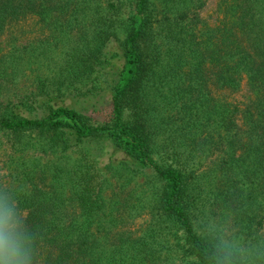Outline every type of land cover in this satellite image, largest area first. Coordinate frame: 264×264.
Wrapping results in <instances>:
<instances>
[{
    "label": "trees",
    "instance_id": "1",
    "mask_svg": "<svg viewBox=\"0 0 264 264\" xmlns=\"http://www.w3.org/2000/svg\"><path fill=\"white\" fill-rule=\"evenodd\" d=\"M206 4L0 0V29L33 10L66 17L63 27L81 35L58 80L13 107L0 102V127L37 132L43 152L63 159L33 173L51 177L50 188L32 180L0 189L17 197L36 264H173L178 251L185 264H219L240 248L264 255V0H231L218 27L199 17ZM25 52L5 55L13 71ZM92 77L89 88L76 87ZM243 84L244 106L216 94ZM140 176L158 182L151 204L160 215L137 240L106 238L115 224L101 216L115 201L107 192ZM174 228L181 234L171 244Z\"/></svg>",
    "mask_w": 264,
    "mask_h": 264
},
{
    "label": "rangeland",
    "instance_id": "2",
    "mask_svg": "<svg viewBox=\"0 0 264 264\" xmlns=\"http://www.w3.org/2000/svg\"><path fill=\"white\" fill-rule=\"evenodd\" d=\"M153 1L158 6L161 5V0ZM230 1L207 0V4L198 12L199 17L211 26H221L224 19L230 18L226 10ZM127 13V10H124V14ZM65 23L66 17L56 19L50 15L44 18L33 10L5 22L0 29V102L4 107L8 105L13 107L23 99V96L38 93L39 88L44 85L42 83L48 85L59 79L60 71L66 66L68 55L79 44L81 36L78 35L80 34L78 27H63ZM14 47H24L26 52L23 67L20 66V69L13 71L14 68L8 63L10 58L5 55ZM94 79L95 77L86 79V83L81 82L76 87L87 89L93 84ZM50 87L56 86L53 83ZM216 94L241 106H244L243 103L247 102L249 96L245 84L239 91L220 90L216 91ZM87 112L90 114V111ZM26 113L32 116L42 115L45 113V108L26 110ZM104 113H93V115L97 120V117H104ZM36 136H38L37 132L17 135L0 127V189L16 188L18 185L22 188H30L32 180L38 185L42 184L43 188H50L51 177L41 179L38 174L33 175V173L36 172L35 169L39 171L41 167L50 165L53 161L60 162L61 154L51 149L43 152ZM24 172L28 174L23 175ZM121 181L124 187L119 193H113V190L118 192L120 188L115 184V187L109 189L106 194L107 199L115 198V201L111 208L101 213V216L104 220H113L115 224L110 232H104L103 235L112 240L127 236L137 240L147 235L152 215H160L151 204L155 198L154 190L156 191L159 184L154 180L148 182L144 176L132 180L124 178ZM140 198L147 199V206L141 207L144 200ZM100 223V218L96 219L93 229H99ZM150 228L152 229L151 226ZM223 228L225 233L230 235V224L224 223ZM171 231L170 243L173 244L181 231L177 232L175 228ZM176 256L173 264H185L187 261L179 251ZM188 259L192 260L193 257Z\"/></svg>",
    "mask_w": 264,
    "mask_h": 264
},
{
    "label": "clouds",
    "instance_id": "3",
    "mask_svg": "<svg viewBox=\"0 0 264 264\" xmlns=\"http://www.w3.org/2000/svg\"><path fill=\"white\" fill-rule=\"evenodd\" d=\"M26 218L18 206L17 197L7 193L0 197V264H36V239L26 229ZM240 256L228 251L219 264H256L264 255L240 248Z\"/></svg>",
    "mask_w": 264,
    "mask_h": 264
}]
</instances>
